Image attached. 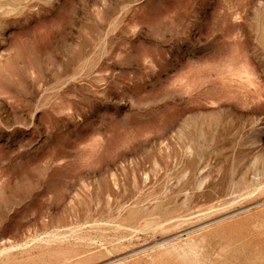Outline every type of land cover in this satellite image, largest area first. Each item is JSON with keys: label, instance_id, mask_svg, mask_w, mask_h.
Masks as SVG:
<instances>
[{"label": "rangeland", "instance_id": "1", "mask_svg": "<svg viewBox=\"0 0 264 264\" xmlns=\"http://www.w3.org/2000/svg\"><path fill=\"white\" fill-rule=\"evenodd\" d=\"M0 264H264V0H0Z\"/></svg>", "mask_w": 264, "mask_h": 264}]
</instances>
